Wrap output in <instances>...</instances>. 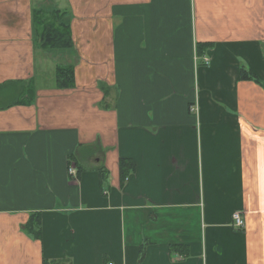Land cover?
Returning <instances> with one entry per match:
<instances>
[{
    "label": "crops",
    "instance_id": "crops-1",
    "mask_svg": "<svg viewBox=\"0 0 264 264\" xmlns=\"http://www.w3.org/2000/svg\"><path fill=\"white\" fill-rule=\"evenodd\" d=\"M263 53L264 0H0V264H264Z\"/></svg>",
    "mask_w": 264,
    "mask_h": 264
},
{
    "label": "trees",
    "instance_id": "trees-1",
    "mask_svg": "<svg viewBox=\"0 0 264 264\" xmlns=\"http://www.w3.org/2000/svg\"><path fill=\"white\" fill-rule=\"evenodd\" d=\"M57 14V13H56ZM39 15L41 16V13L35 12L33 15V23L36 28V36L37 40L39 41V45H41L42 48L44 49H56V50H64V49H70L72 48L71 44V34L69 29V25L65 24L64 22H58L55 25H49L45 26L42 28L41 33L39 32L40 30V20L38 18ZM62 16L60 15L58 18H61ZM42 26V25H41ZM211 47V44H197L196 45V52L197 55H201L204 53L205 50H208ZM264 62V53H263V60ZM73 66L69 65L68 66H60L56 68L55 72V84L58 89H71L74 87V70ZM238 76L240 77V80L244 81H250L253 82L254 84L260 86L261 88L264 89V82L260 81L255 75H253L252 72L245 70L244 68L239 70ZM3 87V86H2ZM102 92H106L102 90ZM103 93V94H104ZM31 92L28 94V100L24 102L25 105H28L32 101L31 97ZM134 170V165L130 160L126 159H121L119 161V174H120V180L123 181L126 176ZM102 178L104 177V173L99 171ZM36 218V217H35ZM35 218L31 219L27 225H25L27 232L29 234L34 235L36 239L39 238V226L38 222L35 220ZM63 262H48L44 261L43 264H62ZM67 264V263H66Z\"/></svg>",
    "mask_w": 264,
    "mask_h": 264
},
{
    "label": "rangeland",
    "instance_id": "rangeland-1",
    "mask_svg": "<svg viewBox=\"0 0 264 264\" xmlns=\"http://www.w3.org/2000/svg\"><path fill=\"white\" fill-rule=\"evenodd\" d=\"M60 15L57 13H54V14H51V15H48V16H43V14H41V16L39 15L40 18H38L40 20V33H41V30L43 27L45 26H49V25H55L56 23L58 24V22H61L62 21V18H58ZM63 22V21H62ZM62 61V60H61ZM49 69V68H48ZM46 69V70H48ZM47 82L50 81V77L49 79H46Z\"/></svg>",
    "mask_w": 264,
    "mask_h": 264
},
{
    "label": "built area",
    "instance_id": "built-area-1",
    "mask_svg": "<svg viewBox=\"0 0 264 264\" xmlns=\"http://www.w3.org/2000/svg\"><path fill=\"white\" fill-rule=\"evenodd\" d=\"M75 172H76V170L74 168L73 169L70 168L68 170V173H70L72 175H75L76 174ZM240 217H241L240 216V213L235 212L231 218L233 219V222H234L235 227L241 229V228L244 227V222H243L242 218H240ZM108 264H112V263H108Z\"/></svg>",
    "mask_w": 264,
    "mask_h": 264
}]
</instances>
